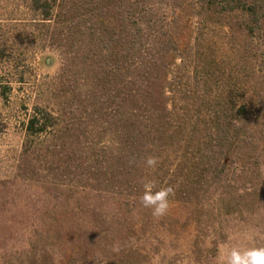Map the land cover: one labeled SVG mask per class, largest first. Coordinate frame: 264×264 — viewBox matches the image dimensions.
<instances>
[{"label": "rangeland", "instance_id": "rangeland-1", "mask_svg": "<svg viewBox=\"0 0 264 264\" xmlns=\"http://www.w3.org/2000/svg\"><path fill=\"white\" fill-rule=\"evenodd\" d=\"M253 1L256 19L239 12L207 14L198 0L150 3L156 21H165L158 25L163 36L155 54H168L167 92L160 97L154 76L153 109H160L162 99L195 133L202 145L182 149L197 157L200 169L207 162L199 160L200 150L219 123L232 127L230 103L249 108L233 123L244 144L227 145L223 155L231 158L193 179L201 182L192 197L202 200V208L185 201L188 191L182 189L157 219L150 209L129 215L114 186L88 184L86 166H93L97 178L102 159L88 162L82 152L97 147L102 163L109 161L110 148H103L116 142L119 101L116 86L99 80L100 71L86 58L90 47L72 46L73 38L64 54L51 42L50 24L27 0H0V264H218L223 244L264 247V0ZM70 6L84 13L69 26L77 38L98 20L94 8H104L100 18L118 25L130 20L136 1L71 0ZM39 110L60 118L63 130L57 141L62 154L47 162L42 140L25 133ZM25 142L39 154L23 156ZM114 204L123 210L114 213Z\"/></svg>", "mask_w": 264, "mask_h": 264}, {"label": "trees", "instance_id": "trees-1", "mask_svg": "<svg viewBox=\"0 0 264 264\" xmlns=\"http://www.w3.org/2000/svg\"><path fill=\"white\" fill-rule=\"evenodd\" d=\"M27 1L29 9L40 18V21L50 24L51 42L57 49L64 50V54H67L65 51L71 46L70 41L73 38L72 46L87 45L90 47V54L86 53V58L91 61L93 67L96 66L100 71L99 80L103 79L106 85L116 86L119 100L116 142L113 140L111 147L103 148L107 153L110 148L108 154L111 156L107 163H102L103 157H101V151L96 150L97 147L90 146L87 151L82 152L86 155L88 162L93 163V160L102 159L98 164L97 178L94 177L95 172L90 171L93 166L91 164L86 166L89 169L88 184L96 182L102 189L109 188L110 185L114 186L123 195L124 199L121 202L124 204H121L129 215L138 213L140 209L149 210L144 208L140 202V197L144 192L143 184L148 180L157 182V191L167 184L166 180L171 184L177 183L178 187H171L174 194L185 189L188 191V196L183 199L188 203L200 202L196 206L202 208V200L192 197L193 186L200 185L201 182L194 184L193 179L202 178L203 174L214 167L213 163L218 162L219 166L221 160H229L231 155H223L227 150V145L231 146L232 142L244 144V137L238 132V126L235 128L233 123L240 122L246 117L249 110L248 105L244 102L232 101L230 103L235 114L232 127L222 129L220 127L222 123H219L215 137L203 146V150L199 149L202 151L199 160L207 161L205 167L200 169V163H196L197 157L186 154L182 149L195 146V144L202 145L199 141L197 143L195 133L187 130L188 126L175 117L172 110L168 109V105L163 104L162 99L161 104L159 103L160 109L157 111L153 109L156 104V100L151 99L155 91L152 87L153 78L158 76L157 93L164 98L167 92L165 84L168 76L164 62L168 54L164 53L160 56L155 54V48L160 44V37L163 36V30L158 25L161 26L165 21H156L155 16L158 13L150 6L153 0H135L136 8L132 16L130 15V20L123 18L118 25H113L110 19L104 16L100 18L98 13L103 12L104 8H94L93 14L95 15L93 16L98 20L87 27L88 32L84 31L77 38L72 35L73 32L69 26L72 24L74 26V19L84 13H81L82 9L77 10L74 6H70L71 0ZM198 2L207 14L217 11H223L224 14L239 12L247 17L258 18L257 4L252 0H198ZM104 14L109 15L108 12ZM2 56L3 51H0V59ZM61 128L60 118L44 110L33 113L25 125L27 138L42 140H39L40 145L48 155L46 162L53 157L54 153L62 152V150L57 151L60 146L57 141L61 142L63 139ZM35 148L34 145L25 142L22 155L39 154L38 149ZM67 155L72 160L69 154ZM149 156L158 158V165L155 169L149 168L146 164ZM74 169H80V167L77 166ZM140 170H142L141 173ZM75 174L74 172L73 176ZM222 180L223 178L219 177L218 183L222 184ZM214 184H217V181ZM198 188H201V185ZM210 208L212 211H217L218 206ZM112 209H116L114 213L123 210L115 204Z\"/></svg>", "mask_w": 264, "mask_h": 264}, {"label": "clouds", "instance_id": "clouds-1", "mask_svg": "<svg viewBox=\"0 0 264 264\" xmlns=\"http://www.w3.org/2000/svg\"><path fill=\"white\" fill-rule=\"evenodd\" d=\"M149 168L155 169L158 165V158L149 156L146 159ZM157 182L148 180L143 184L144 192L140 197L141 205L151 210L154 218H162L167 215L170 207V197L174 196L171 187H162L156 190ZM258 232L248 234L247 238L252 239ZM218 264H264V247L240 248L231 247L228 244L220 246V253L217 257Z\"/></svg>", "mask_w": 264, "mask_h": 264}]
</instances>
